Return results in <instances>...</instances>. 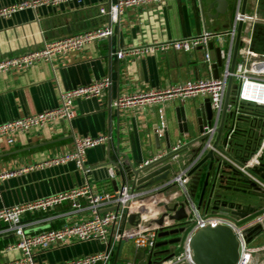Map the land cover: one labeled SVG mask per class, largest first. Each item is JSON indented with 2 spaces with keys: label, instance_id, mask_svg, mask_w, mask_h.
I'll return each instance as SVG.
<instances>
[{
  "label": "crops",
  "instance_id": "1",
  "mask_svg": "<svg viewBox=\"0 0 264 264\" xmlns=\"http://www.w3.org/2000/svg\"><path fill=\"white\" fill-rule=\"evenodd\" d=\"M18 1L20 0H0V6ZM117 1L83 0L81 3L68 2L58 6L43 5L36 9L17 11L9 18H0V59L39 49L44 40L87 29L109 26L111 31L109 36L86 43L80 50L55 55L51 61L39 60L24 70L0 72V123L56 107L60 91L103 78L110 81V85L100 96L74 101L75 116L70 122L59 120L44 127L19 132L12 144L0 139V173H3L71 151L74 137L109 136V140L86 149L83 167L77 166L74 161H68L0 179V208L52 195L85 183L96 192L112 193L115 191L114 179L118 187L122 184L120 176L116 174V167L109 163L112 157L119 162L125 155L137 167L145 160L165 154L173 146L186 144L199 135L200 124L194 112L205 97L176 99L161 105L125 109H116L112 102L121 96L212 76V68L203 61L202 50L157 51L122 59H118L115 52L119 48L195 35L204 29L227 30L235 12V0H227L225 14H217L214 9L216 5L209 7L212 0H146L124 6L113 20L99 13L100 5L114 4ZM241 5L242 0L240 8ZM252 8V0H246L245 12L252 13ZM249 26V23H243V43L238 48L236 61L240 60L247 44L246 31ZM228 41L227 37L213 40L214 46L222 45L225 50ZM263 45L264 43L258 45V48H263ZM222 70L223 65L219 69V75ZM226 123L227 126L232 123L230 117ZM226 132L227 130L222 132L219 142L228 155L229 148L223 144ZM215 136L214 132L212 141ZM196 144H189L184 152L171 160L174 171L167 180L175 178L190 167L193 162L190 150ZM110 167L115 170L113 178L109 176ZM203 178L202 174L195 198H192L188 176L187 192L196 205ZM159 184L162 182L138 191L143 192ZM237 193L234 194L237 199L249 202L243 199L245 194ZM184 197L186 196L179 185L172 184L156 191L154 196L147 195L143 200H135L132 209L142 217L140 226H146L163 211V206L159 203L166 202L171 206ZM257 198L264 201V198ZM142 206L143 213L140 211ZM70 209L71 203L65 201L45 214H36L35 216H54L49 223L38 228H60L64 224L90 216L88 210L70 212ZM199 209L204 213L202 207ZM28 218L29 216H25V219ZM218 224L220 223L211 226ZM133 228V225L120 220L114 231ZM11 240L10 236H0V261L19 256L18 250L5 249V244ZM128 242L129 239H121L115 244L113 262L116 264H149L150 259H155L153 254L147 256L145 250L134 246V252L130 253L126 248ZM105 248V243L95 239L74 241L64 246L37 249L35 261L52 264ZM165 248L167 247L163 246L156 250Z\"/></svg>",
  "mask_w": 264,
  "mask_h": 264
},
{
  "label": "built area",
  "instance_id": "2",
  "mask_svg": "<svg viewBox=\"0 0 264 264\" xmlns=\"http://www.w3.org/2000/svg\"><path fill=\"white\" fill-rule=\"evenodd\" d=\"M143 1L146 0H118L114 4L100 5L98 11L100 14H105L113 20L124 6L137 4ZM68 2L81 3L83 0H20L15 3L0 6V18H9L17 11L27 8L36 9L43 5L58 6ZM240 2L241 0H237V7L232 17V23L227 30L210 31L204 29L195 35L119 48L115 52V56L118 59H122L130 55L154 53L157 51H190L193 49H200L203 52V61L211 68L212 61L208 48L209 42L227 37L229 44L226 50L221 49L223 70L218 78L209 76L208 78L190 79L160 89H152L121 96L112 102V106L116 109H125L143 105H161L176 99L186 100L198 96L208 97L213 109L214 121L210 126L205 125L202 127V133L207 134V147L211 146L214 129L219 121L229 78L232 79L233 83L239 84L237 95L238 103L248 102L264 106V98H260L257 91L244 93L246 87H253L264 92V52L253 50L250 47V39L246 37L247 44L242 51L240 60L235 62L232 70L229 68L238 23L247 22L252 26L256 22L261 21L264 24V17H260L258 14L260 0H252L253 8L250 14L245 11L243 13L240 11ZM110 33L109 26H101L56 39L44 40L43 45L39 49L0 59V72L24 70L39 60L51 61L55 55L68 51L80 50L84 44L105 38L109 36ZM241 41L243 43L242 38ZM109 85V79L103 78L89 84L79 85L65 91H60L59 103L56 107L0 123V139H5L8 144H12L19 132H27L31 128L44 127L47 124L59 120L70 122L75 116L73 104L76 99L98 97ZM230 106V108H233V105ZM262 129L259 147L255 153L250 156L248 162L244 164V166H239L230 156L223 155L220 151L217 153L221 154L223 158L229 161L233 166L246 173L251 180L264 190V182L244 170L245 167L252 166L264 150V117ZM234 130L235 124H233L228 131L227 140L231 139ZM107 140H109L108 135L74 137L71 151L51 156L41 162L0 173V179L23 173L30 169L55 166L68 161H74L77 166L83 167V157L86 149L97 146ZM179 146L180 144L173 146L170 150H176ZM227 146L228 145L225 147ZM163 154L164 153H161L149 160H145L140 166L155 160ZM190 167L183 170L175 178L166 180L162 182V184L143 192L132 190V185L129 182L122 184L112 193L96 192L89 184L85 183L52 195L1 207L0 236H10L12 238L11 241L5 244V249L7 251L16 249L19 251V256L10 260L0 261V264H40L35 261V251L37 249L64 246L74 241H88L94 239L105 243L106 248L102 251L64 259L52 264H116L113 262V254L115 244L121 239L131 240L135 248L143 249L146 251L147 256H151L156 250V243L159 240V230L172 227L175 224L174 221L166 218L161 225L151 223L150 225L140 226L142 217L139 216V218L137 217L139 221L138 224L131 230L117 229L114 231L115 225L123 219L124 213L133 212L132 203L135 200L139 199L141 196L155 193L172 184H178L186 196L184 198L187 200L186 211L188 217L184 219L183 222L186 225L194 222L191 231L215 223L227 225L232 229L239 243V256L235 264H264V244L260 246H251L250 242L247 243L245 241L243 235L246 229L256 224L261 225V232L264 233V211L241 224L235 223L239 220L237 216L234 217V220L224 217L206 216L200 211L187 192V172ZM108 172L109 176L113 178L115 175L113 167H110ZM65 201L71 203L70 212L88 210L90 216L80 221L64 224L60 228L49 227L37 231H30L45 223H49L54 218L53 215L35 216L36 214H45L50 209ZM25 216H29V218L25 219ZM257 236L258 234L253 239ZM188 241L189 234L185 239L183 250L177 255L161 261L159 264H193L188 248ZM258 255L263 256L262 259H259ZM122 264L130 263L124 262Z\"/></svg>",
  "mask_w": 264,
  "mask_h": 264
},
{
  "label": "water",
  "instance_id": "3",
  "mask_svg": "<svg viewBox=\"0 0 264 264\" xmlns=\"http://www.w3.org/2000/svg\"><path fill=\"white\" fill-rule=\"evenodd\" d=\"M246 0H242L240 11H245ZM237 0L233 6V11L236 9ZM215 6L217 14H225L227 10V0H212L209 7ZM260 17H264V10L258 12ZM243 23L239 22L236 28V35L232 48L230 70L233 69L237 51L242 43ZM264 34V24L259 21L249 26L246 31V37L250 39V47L253 48L252 38L255 32ZM210 50V59L212 61V77H219V69L223 65L221 58V46H214V42L210 41L208 44ZM264 52V51H263ZM239 84L233 83L229 78L225 97L219 117L217 126L214 129L216 136L211 142V146H206L207 134L202 133V127L210 126L213 120V109L208 97L203 99L199 108L195 109L194 115L200 124V132L192 141L180 145L176 150H168L162 156L150 161L142 166H133L128 160L127 156H123L118 162L115 158H111L109 163L116 167V174L120 176L122 184L129 182L132 185V190L138 191L148 189L156 183L166 181L170 173H173L174 166L171 160L184 152L189 144L197 143L191 150V158L193 161L187 175L190 177L188 184L189 192L192 198H195V191L199 180L204 175L202 188L197 198V205L203 208L206 216L224 217L234 220L237 216L236 224H241L244 221L251 219L264 211V204L254 206L251 202H244L237 199L233 195L241 193L245 195H252L264 198V190L261 189L253 180H251L246 173L242 172L229 161L225 160L218 151L223 155H227L222 146H220V137L223 131L227 130L226 136L223 140L224 146L228 145L230 140H227V133L233 126L236 125L237 114L242 112L239 103L237 102V95ZM233 105V108H230ZM230 117L232 123L227 126L226 120ZM255 153V152H254ZM252 153L250 156H252ZM250 158V157H249ZM244 162H237L239 166H244L249 160ZM245 172L250 173L264 182V150L258 156L257 160L252 166L245 167ZM114 189L118 186L116 180H113ZM121 184V185H122ZM237 193V194H238ZM154 196L155 193L148 194ZM147 196V195H145ZM145 196L139 199L143 200ZM163 206V211L157 218L151 220V223L161 225L164 219H169L175 224L168 229H160L158 232L159 240L156 243V248L166 246L167 248L155 250L153 255L155 259H150L149 264H159L174 255H177L183 250L184 242L189 234L188 248L191 254L193 264H235L239 256V243L236 235L232 229L227 225L218 224L216 226L205 225L193 231L194 222L186 225L183 221L188 217L186 211L187 200L184 198L180 201L174 202L171 206L166 202L159 203ZM141 213L144 208H140ZM138 213L126 212L123 214V222L135 226L138 224ZM264 224V222H263ZM41 228H36L30 231H36ZM261 225L256 224L244 231V238L249 243L257 234L261 232ZM166 238V239H165ZM173 245V246H171Z\"/></svg>",
  "mask_w": 264,
  "mask_h": 264
},
{
  "label": "trees",
  "instance_id": "4",
  "mask_svg": "<svg viewBox=\"0 0 264 264\" xmlns=\"http://www.w3.org/2000/svg\"><path fill=\"white\" fill-rule=\"evenodd\" d=\"M259 10H264V0H261ZM252 42L255 50L264 51V47L258 48V45L264 43V34L256 31ZM239 105L243 111L237 114V125H235L234 133L228 144V155L236 162H244L259 147L262 136L264 107L248 102H240Z\"/></svg>",
  "mask_w": 264,
  "mask_h": 264
},
{
  "label": "rangeland",
  "instance_id": "5",
  "mask_svg": "<svg viewBox=\"0 0 264 264\" xmlns=\"http://www.w3.org/2000/svg\"><path fill=\"white\" fill-rule=\"evenodd\" d=\"M233 196L236 197L235 195H233ZM243 199L244 200L245 199L248 200L249 202H251L252 204H254V206H260V205H262L264 203L263 200H260L256 196H252V195H246V197H243ZM263 244H264V233H262V232L258 234V236H257V238L255 240H251L250 241V245L251 246H260V245H263ZM126 248H127V250L130 253H133L134 252V248H133V244H132L131 240H129V242L127 243ZM126 248H123V249H126ZM262 257L263 256L258 255V258L259 259H262Z\"/></svg>",
  "mask_w": 264,
  "mask_h": 264
},
{
  "label": "bare ground",
  "instance_id": "6",
  "mask_svg": "<svg viewBox=\"0 0 264 264\" xmlns=\"http://www.w3.org/2000/svg\"><path fill=\"white\" fill-rule=\"evenodd\" d=\"M255 91H257L260 98H262V97L264 98V92H261V90H257L253 87H246L244 90V93L255 92Z\"/></svg>",
  "mask_w": 264,
  "mask_h": 264
}]
</instances>
